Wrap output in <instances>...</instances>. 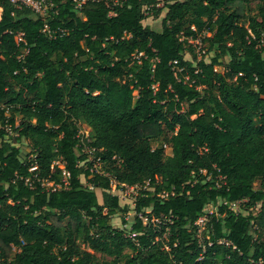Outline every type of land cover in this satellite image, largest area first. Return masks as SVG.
<instances>
[{"label":"trees","instance_id":"trees-1","mask_svg":"<svg viewBox=\"0 0 264 264\" xmlns=\"http://www.w3.org/2000/svg\"><path fill=\"white\" fill-rule=\"evenodd\" d=\"M0 8V264H264V0ZM113 181L150 188L130 232Z\"/></svg>","mask_w":264,"mask_h":264},{"label":"rangeland","instance_id":"rangeland-1","mask_svg":"<svg viewBox=\"0 0 264 264\" xmlns=\"http://www.w3.org/2000/svg\"><path fill=\"white\" fill-rule=\"evenodd\" d=\"M166 0H159V5L162 6L164 4ZM2 14V9L0 8V15ZM166 14V9H164L162 11V13L160 14V16L158 18H156V20L154 19V21L156 22H160L162 21V19L164 18ZM159 25V24H158ZM157 28V27H156ZM185 57L188 59H192L193 58V54L191 52H189L188 50L185 52ZM84 132V131H83ZM84 135H87V133L85 132ZM17 134L14 131H10L9 135L5 136V139L7 141H9L10 143L14 144V145H20L21 141H19L17 138ZM163 142V136H161L160 138H158L157 140H155V142H153V146H157L160 143ZM84 151V150H83ZM82 151V152H83ZM86 152V151H84ZM88 154V160L89 161H94V166L97 169H102L104 168V162L100 161L98 158L95 159V154L92 152H86ZM172 153V151L169 148H166V154L170 155ZM77 154L80 155V152L77 150ZM84 162H82V164H84ZM83 183L89 187L92 188L91 184L88 182V180L86 179L85 176L81 177ZM51 183V182H50ZM47 183L46 186L48 188H52L51 184ZM255 188L258 189L260 188V181H257L255 183ZM140 188L137 189H130L127 188V190L125 188L120 189V190H116L115 193L120 197V204H121V210L115 214L113 216V220H112V224L115 227H120V228H124L125 230H127V232H130L132 224L135 220V216H136V211H135V201H136V195L138 194ZM97 193L99 195L100 200L102 199V195H101V190L100 189H96ZM222 200H219V203H221ZM246 202H235L232 203L231 206L233 209L242 212L243 214H248L249 211H251V208H248L246 205ZM124 209H126V211H123ZM216 210V206L213 203H209L206 205L205 208V212L207 215L211 214L212 212H214ZM254 213L258 212V207L254 208L252 210ZM123 217L126 219L127 223L124 224L122 222ZM203 220H207L206 217L205 219L202 218ZM200 221L201 223V233H200V237L203 238L204 234H205V230H203V227L205 226L206 221ZM254 235H256V232L254 233ZM98 256H100V254H98Z\"/></svg>","mask_w":264,"mask_h":264},{"label":"built area","instance_id":"built-area-1","mask_svg":"<svg viewBox=\"0 0 264 264\" xmlns=\"http://www.w3.org/2000/svg\"><path fill=\"white\" fill-rule=\"evenodd\" d=\"M9 1L11 3H13L14 6H16L17 8H22V7L29 8L34 13L38 14L39 16L44 17L47 20V18L50 15V13L52 11L56 10L59 2H67V1H69L72 4V6L74 7V10L79 15H82L81 14L82 8L87 3H89V2H100V1H103V0H9ZM111 1L113 3H115V4H119V3L122 2V0H111ZM43 30L48 32V33H51V29H50L49 24L47 23V21L45 23V27H44ZM23 36H24V33L21 32L19 34V39L21 41H24ZM183 38L187 39L188 42L190 44H192L196 48V52L198 54V57L202 58V56H203V54L205 53L206 50L203 49L204 44H203L201 38L193 39V38H190V37L186 38L185 36H183ZM174 63L176 64L177 60H175ZM180 71H182V69H180ZM6 129H10V127L7 125ZM10 131H12V130H10ZM84 133L85 132L80 131L78 133V135H77L78 138H80V141L83 144V150L86 151V152H92L93 153L94 152V148L89 147V145L87 143V142H89L88 133L86 132L87 135H84ZM164 147L165 148H169L171 150V147L168 144H164ZM94 168H95V166H94ZM95 170H98V169L95 168ZM201 172H203L204 174L207 173V171L204 170V169H201ZM207 178L209 179L210 176H207ZM47 183H50V181H48V182L44 181V182H42V185L46 186ZM50 184H51L52 189L61 187L62 184L67 187L69 185V172H67L65 169L63 170V172H62V183L61 184H55L53 182H51ZM123 188H125L126 190H127V188H130L132 190L140 188L139 192L142 189H150L147 185H140V184L129 185V184H125V183L122 184V183H118L117 181H113L112 192L114 194H116L115 193L116 190H120V189H123ZM48 189H50V188H48ZM139 192H138V194H139ZM137 195H136V197H137ZM139 216H140V218H142L144 223H147V218L146 217H144L141 213L139 214ZM202 218L205 219V217H201L198 220V222H197L199 224V226H201V224H200L201 222L200 221L203 220ZM203 221H206V220H203ZM200 231H201V229H200Z\"/></svg>","mask_w":264,"mask_h":264},{"label":"crops","instance_id":"crops-1","mask_svg":"<svg viewBox=\"0 0 264 264\" xmlns=\"http://www.w3.org/2000/svg\"><path fill=\"white\" fill-rule=\"evenodd\" d=\"M0 17H1V15H0ZM156 18H158V17L148 16L147 18L144 19L143 23L145 25H149L152 29H154L156 31H162V21H160L159 23L157 21L155 22L154 19L156 20ZM87 133H88V131H87Z\"/></svg>","mask_w":264,"mask_h":264}]
</instances>
